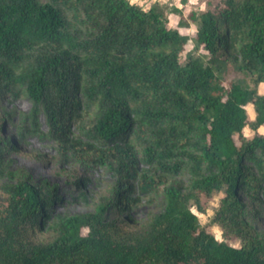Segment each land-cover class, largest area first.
Wrapping results in <instances>:
<instances>
[{
  "label": "trees",
  "instance_id": "16d2710c",
  "mask_svg": "<svg viewBox=\"0 0 264 264\" xmlns=\"http://www.w3.org/2000/svg\"><path fill=\"white\" fill-rule=\"evenodd\" d=\"M202 1L204 9L186 15L171 7L173 26L160 3L0 0V96L27 94L33 119L45 112L62 149L79 158L85 151L118 177L94 211L47 222L51 189L28 179L3 185L0 264H264V230L245 219L239 198L264 183V134L243 133L264 126L256 89L264 82V0ZM189 25L202 52L182 57L187 37L178 27ZM229 68L254 86L227 80ZM70 123L92 142L68 137ZM186 166L187 183L168 181ZM160 187L162 209L132 223L129 210ZM213 191L221 196L212 222L239 247L217 240L188 206ZM40 226L50 236L34 241Z\"/></svg>",
  "mask_w": 264,
  "mask_h": 264
},
{
  "label": "rangeland",
  "instance_id": "374dc122",
  "mask_svg": "<svg viewBox=\"0 0 264 264\" xmlns=\"http://www.w3.org/2000/svg\"><path fill=\"white\" fill-rule=\"evenodd\" d=\"M130 1L143 8L160 3L164 6L170 17V24L173 26L177 24L179 16L169 12L171 7H179L183 15H186L190 9H204L202 0H187L185 3L181 0ZM178 30L187 37L182 57L188 53L199 54L202 52L192 40L194 34L192 25L179 26ZM224 74L227 80L239 81L250 87L254 86L250 76L243 72L229 68ZM256 89L258 93H263L264 82L259 83ZM245 109L248 119L253 120L255 115L253 105L248 103ZM95 110V106L89 109L85 115L87 122L94 116ZM69 130L68 137L77 138L83 143L92 142L80 134L76 123H70ZM256 132L264 134V126H260L256 130L249 126H245L243 129L246 137H251ZM10 143L15 148H12ZM0 148L3 149L0 153V204L5 196L2 190L3 185L14 183L17 179H28L35 187L42 190L51 189L54 194V198L49 202L46 222L56 214L74 215L94 211L102 197H111L118 182V177L107 167L91 162L87 152L83 151L82 157L79 158L70 149H62L49 131L45 112L42 109L39 110L33 119L32 100L25 93L15 97L0 96ZM136 165L139 169H147L146 163L141 160H138ZM188 179L187 166L179 174L168 177V181L184 183H187ZM161 188L141 197L138 203L129 210L128 215L132 223L138 224L150 214L162 209L164 199ZM220 196V191H213L209 197H201L198 206L192 200L189 201L188 206L197 216L198 222L201 225H207V229L213 233L217 240H226L233 246L239 247L242 243L239 238L226 237L220 226L212 222ZM239 198L243 203L245 219L254 229L264 230V183L261 184L255 195L240 192ZM199 207L202 210H199ZM49 236L46 226L32 230L34 241H44Z\"/></svg>",
  "mask_w": 264,
  "mask_h": 264
}]
</instances>
